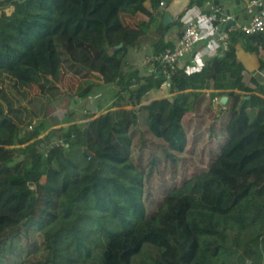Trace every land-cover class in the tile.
Returning <instances> with one entry per match:
<instances>
[{"label": "trees", "instance_id": "trees-1", "mask_svg": "<svg viewBox=\"0 0 264 264\" xmlns=\"http://www.w3.org/2000/svg\"><path fill=\"white\" fill-rule=\"evenodd\" d=\"M160 1L0 0L1 254L34 232L44 253L29 264H264V78L236 54L264 50V34L229 31L199 70L153 60L125 72L133 46L149 43L154 58L171 45V24L149 10ZM58 64L84 81L71 94L53 79ZM167 80L171 96L143 104ZM99 84L119 86L108 109L48 127L50 101ZM199 108L218 145L154 203L148 181L186 149L183 120Z\"/></svg>", "mask_w": 264, "mask_h": 264}, {"label": "rangeland", "instance_id": "rangeland-1", "mask_svg": "<svg viewBox=\"0 0 264 264\" xmlns=\"http://www.w3.org/2000/svg\"><path fill=\"white\" fill-rule=\"evenodd\" d=\"M128 68H125V70H128ZM56 69L57 71L55 72L53 79L58 84H60L66 92L70 94L74 91V88L76 87L75 85L84 82L81 77L71 75L59 64L57 65ZM108 86L109 87L102 88L101 93L97 92V94H95L93 92L91 95H88L86 97H73L70 94L66 95V98H62L61 102L65 100L67 105L71 106L72 109L75 108L76 110L72 111H77V115L81 113V111L78 110H82V108L83 110H85V112H89L90 114H95L96 112L98 113L99 110L97 109V104H100L102 102L105 105V102H108V98L117 93L118 89H116L115 87H111L115 86L114 84H108ZM95 88L96 86L94 87V89ZM124 91L125 89H123L122 92L126 95L127 90L126 92ZM168 97L170 96L167 95V89L162 88L160 90V93L156 90H153L152 93L149 92L146 96V101L149 103L162 102ZM71 98H73V100H70ZM217 102L220 103L219 99L217 100ZM53 105L57 106V101H50V104L46 109L48 117L47 121L49 123L48 127H50V122L51 126H56L64 121L65 118H71L73 117V115L75 117H79L76 114H72L73 112L70 113L71 116H66L65 113V115H63L62 113L64 112V106H59L61 108L53 109L54 107H56ZM205 106L206 101L203 103L202 108ZM210 120V113H206L205 115H203L202 110L200 109L197 110L196 113H189L185 115L183 124L188 136L186 149L183 152L176 154V161L173 165H170V163H168L164 167V163H162L160 165V171L153 174L149 179L147 185L149 195L147 196V198L152 202L155 203L160 199L162 191L165 187L176 184L184 176L190 174L192 171L207 166V163L210 159V150L216 148L218 145V140L213 141L212 138L208 136L207 127L210 125ZM48 127L41 131L40 136H42L46 132ZM148 141L154 142L155 140L152 136H149ZM26 235L27 237L24 239V241L20 242L23 251L19 250L14 253L5 251V253L3 254L0 253V260H3L0 261V264H29L28 258L30 255H37L39 257L42 256L44 251L41 244H39L38 242L37 235L34 232H27Z\"/></svg>", "mask_w": 264, "mask_h": 264}, {"label": "crops", "instance_id": "crops-1", "mask_svg": "<svg viewBox=\"0 0 264 264\" xmlns=\"http://www.w3.org/2000/svg\"><path fill=\"white\" fill-rule=\"evenodd\" d=\"M167 5L170 3L171 0H164ZM184 10V12L177 18L179 20V24H176L174 22L168 23L171 24L170 28L168 29L167 33L165 34V41H168L173 44L175 39L180 33L181 25L183 21L197 18L199 21V28L202 33L201 39L194 45L191 52H189L184 59L178 64V66L185 67L187 71H195L199 70L213 55L217 53H222V41L219 39V36L222 32H228L231 27H239L242 26L250 20V14L246 11L247 9V0H204V2L200 5H191ZM148 6V3H146ZM263 7H264V0H263ZM215 6H219L221 9V14H223L226 17V21L222 24L217 25V28H215L214 22L211 19V15L213 13V10ZM166 7H159V3L155 9L149 8L151 12L156 16V18L162 23V16L163 11ZM160 12V13H158ZM226 22H232L233 25H228L226 30H224V24ZM167 24V25H168ZM170 45V46H171ZM236 54L238 58L251 70L253 71V74L257 76L258 78H264V70H259V57H262L264 59V50H260L258 54L246 51L242 48H238L236 50ZM152 48L149 43H140L139 45L133 46L129 53H128V64L125 68H128V70H125L127 72H130V70L137 69L142 74H147L149 71H151L154 68L153 62H152ZM105 84H99L94 89V93L97 94L102 92V88L109 87L107 84L105 86H101ZM113 85V84H112ZM115 85V84H114ZM76 86V85H75ZM115 87L119 90V86H111ZM167 89V95L171 96V93L169 92V81H165L160 89H157L160 93L161 89ZM97 90V91H96ZM117 90V91H118ZM128 94V89H125L124 92ZM211 88L206 90V93H208ZM153 91V90H152ZM152 91H150L152 93ZM123 94V92H122ZM126 94V96H127ZM208 95V94H207ZM206 95V97H207ZM117 93L115 95H112L110 98H108V102L97 104V109L99 112L95 114H91V117H86L87 112L85 110H78L81 111L79 115H77V111L73 112L72 110H76L75 108H71V106L67 105L66 102L62 101L61 104L57 103L56 106L53 109L61 108L59 106H64V112L63 115L66 114V116H71L70 113L76 114L79 117H73L68 118L67 124H80L84 123L90 118L95 117L99 113L105 111L108 109L111 102L115 99H117ZM99 98V97H98ZM169 98V97H168ZM167 99V98H166ZM70 100H73L71 98ZM149 103L147 101H144L143 104ZM66 107V109H65ZM130 107V106H125ZM202 109V106L200 107ZM199 108V109H200ZM205 108V107H203ZM66 110V112H65ZM65 113V114H64ZM64 116V117H66ZM75 117V118H74ZM82 117V118H80Z\"/></svg>", "mask_w": 264, "mask_h": 264}, {"label": "built area", "instance_id": "built-area-1", "mask_svg": "<svg viewBox=\"0 0 264 264\" xmlns=\"http://www.w3.org/2000/svg\"><path fill=\"white\" fill-rule=\"evenodd\" d=\"M246 11L250 14L248 23L239 26L231 27L229 31L236 29L242 30L246 34L262 33L264 34V7L263 0H247ZM159 7H166L164 0L159 2ZM211 19L217 28V25L226 21V17L221 14L219 6H215ZM228 32H222L219 39L222 41V49L228 48ZM202 33L199 28V21L197 18H192L182 22L181 30L175 41L171 46H166L157 56L152 58L162 67L170 65H178L184 57L192 51L194 45L201 39ZM62 144L61 141H54L52 144Z\"/></svg>", "mask_w": 264, "mask_h": 264}, {"label": "water", "instance_id": "water-1", "mask_svg": "<svg viewBox=\"0 0 264 264\" xmlns=\"http://www.w3.org/2000/svg\"><path fill=\"white\" fill-rule=\"evenodd\" d=\"M189 4L190 0H171L163 11L162 24L167 25L168 23L174 22V20H176L184 12ZM229 24L233 25L232 22H226L223 29L226 30ZM219 101L222 105H224L227 101V96L222 95Z\"/></svg>", "mask_w": 264, "mask_h": 264}]
</instances>
